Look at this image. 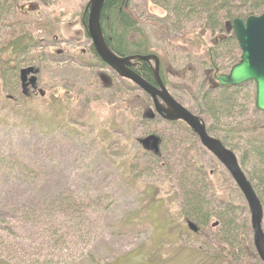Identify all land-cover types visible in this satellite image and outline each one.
<instances>
[{
    "label": "trees",
    "instance_id": "16d2710c",
    "mask_svg": "<svg viewBox=\"0 0 264 264\" xmlns=\"http://www.w3.org/2000/svg\"><path fill=\"white\" fill-rule=\"evenodd\" d=\"M57 1L0 0V83L7 101L27 109L30 99L43 101L50 93L54 100L65 98L67 107L75 108L82 95L97 89L94 70L108 71L110 84L100 82V89L109 88L108 108L122 121L120 127L128 119L139 127L142 151L136 155H141L140 161L129 163V175L151 182L147 184L146 195L148 191L154 192L153 184L167 180L176 198L173 211L165 202L161 206V211L166 210L160 219V228L165 232L161 245H167L172 236L174 243L181 244L177 254L193 250L192 253L203 255L202 264H262L253 246L248 208L225 168L203 148L186 124L165 121L155 113L146 94L109 69L97 55L86 29L84 36L89 42L85 55L89 62H82L80 56L64 50L59 17L50 11ZM136 1L140 5L136 6ZM34 2L47 13L31 16L22 11ZM262 14L264 0H106L100 26L107 47L117 57L155 56L159 61V78L171 97L197 116L210 136L234 153L261 204L264 232V113L255 108L256 87L253 82L222 87L213 77L215 69L228 73L240 61L233 21ZM148 17L168 42L164 50L153 47L143 28ZM87 19L88 13L80 15L84 28ZM189 25L207 32L216 38V43L208 47L203 35L195 37L197 34L191 30L195 39L192 43L199 48L200 55L176 72L173 62L177 53L187 51L178 48L175 42ZM71 66L91 71L79 76L87 77L79 88L66 82L62 74L42 75L49 67L59 71ZM30 68L34 72L23 84L22 73ZM131 69L156 86L153 62L134 60ZM172 77L180 82L171 83ZM56 89L61 94L57 95ZM149 142L153 144L148 146ZM39 174L28 164L0 155V176L15 178L30 189L31 201L13 209L12 218L18 221L15 226L34 224L43 230L44 239L42 248L18 246L7 239L18 234L14 223L13 227L0 226V234H7V238L0 235V264H74L86 254L71 257L66 247L69 241L82 242L88 238L86 231L92 230V224L100 217L97 199L72 187L51 196L42 186ZM40 187L45 196L38 191ZM31 189L38 193L32 194ZM7 221L0 219V224Z\"/></svg>",
    "mask_w": 264,
    "mask_h": 264
},
{
    "label": "rangeland",
    "instance_id": "374dc122",
    "mask_svg": "<svg viewBox=\"0 0 264 264\" xmlns=\"http://www.w3.org/2000/svg\"><path fill=\"white\" fill-rule=\"evenodd\" d=\"M90 1L58 0L53 6L55 11L50 10L60 20L58 28L64 41L62 47L80 56L82 62H89L90 58L85 55L89 41L84 36L85 28L80 22V15L88 13ZM137 3L134 4L140 5ZM22 11L29 12L31 16L45 15L46 12L36 2ZM150 12H153V8H150ZM149 21L144 20L143 28L153 47L164 50L168 45L167 40L158 27ZM196 27L189 25L184 35L175 42L178 48L187 51L177 53L173 62L176 72L200 55L197 53L199 48L192 43L195 39L191 30L197 34L195 37L203 35L202 40L208 47L216 41V38L196 30ZM54 69L49 67L42 75L62 74L64 76L61 77L70 85L73 83L75 88L81 87L87 80V77L79 76L91 73L90 70H79L73 66L65 69L59 67L62 69L59 71ZM94 73L97 89L82 95L75 108H68L65 98L54 100V95L50 93L43 101L30 99L27 109L22 106L18 108L7 101L0 83V155L28 164L36 174L41 172L42 186L51 196L72 187L91 193L97 199L100 217L92 224V230L86 231L88 238L82 242L69 241L66 247L71 257L86 253L74 264H202L203 255L192 253L193 250L177 254L181 244L177 241L174 243L172 236L167 245H161L165 232L160 228V219L164 217L163 212L166 213V210L161 211L162 203L169 205L171 211L175 207L173 203H176L172 185L163 179L153 184L155 193L151 190L146 195L147 184L151 182L135 179L134 174L129 175V163L140 161L141 155H136L142 151L138 142L139 127H135V121L131 123V119L123 120L119 126L122 121L107 106L106 93L109 88L100 89V82L110 84L107 78L109 72L94 70ZM170 81L180 82L177 77L170 78ZM55 93L61 94L58 89ZM95 98L99 100L95 101ZM151 144L153 142H149L148 146ZM142 165L141 162L140 167ZM40 181L38 179L37 182ZM27 187L15 178L0 176V219H9L1 223V227H13L12 223L18 225L17 219L12 218L15 214L13 209L31 201ZM31 190H34V195L41 191V196H45V190H41V187L38 191ZM15 229L17 236L7 238L4 232L0 235L18 246L42 248L44 239L40 227L27 224L15 226ZM87 252L90 256H87Z\"/></svg>",
    "mask_w": 264,
    "mask_h": 264
},
{
    "label": "water",
    "instance_id": "95a60500",
    "mask_svg": "<svg viewBox=\"0 0 264 264\" xmlns=\"http://www.w3.org/2000/svg\"><path fill=\"white\" fill-rule=\"evenodd\" d=\"M105 1L91 0L87 8L88 19L85 29L97 55L118 76L132 82L139 90L143 91L151 99L155 113L163 117L165 121H181L186 124L203 148L225 168L247 205L253 246L259 260L264 264L263 210L241 170L237 157L220 141L207 133L204 124L197 116L171 97L159 78V61L155 56L121 58L107 47L100 26V16ZM232 29L241 50L240 62L233 66L228 74L217 76V70H215L214 79L222 87L240 86L247 82H253L256 87L255 108L264 113V14L250 16L246 20L236 19L233 21ZM134 60L153 62L156 86L148 84L131 70V62ZM33 72L34 70L30 68L22 73L23 84Z\"/></svg>",
    "mask_w": 264,
    "mask_h": 264
},
{
    "label": "flooded vegetation",
    "instance_id": "af4514ba",
    "mask_svg": "<svg viewBox=\"0 0 264 264\" xmlns=\"http://www.w3.org/2000/svg\"><path fill=\"white\" fill-rule=\"evenodd\" d=\"M215 43H216V41H215ZM239 48H240V47H239ZM240 51H241V50H240ZM240 58H241V55H240ZM239 62H240V61H239ZM239 62H238V63H239ZM238 63H237V64H238ZM131 64H132V62H131ZM237 64H236V65H237ZM131 67H132V66H131ZM131 70H132V69H131ZM215 70H217V69H215ZM229 72H230V71H229ZM229 72H228V73H229ZM214 73H215V72H214ZM228 73H218V71H217V76H218V75H221V74H228ZM213 77H214V74H213ZM227 87H233V86H227Z\"/></svg>",
    "mask_w": 264,
    "mask_h": 264
}]
</instances>
